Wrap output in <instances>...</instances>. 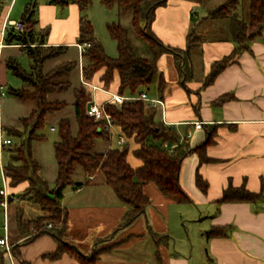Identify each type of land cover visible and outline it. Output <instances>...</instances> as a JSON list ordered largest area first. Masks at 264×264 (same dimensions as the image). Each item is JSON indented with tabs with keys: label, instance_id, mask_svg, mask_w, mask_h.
<instances>
[{
	"label": "crops",
	"instance_id": "0c3cea01",
	"mask_svg": "<svg viewBox=\"0 0 264 264\" xmlns=\"http://www.w3.org/2000/svg\"><path fill=\"white\" fill-rule=\"evenodd\" d=\"M13 1L0 5V28L20 20L27 2L15 13ZM210 1L167 0L165 5L155 9L152 31L161 42L183 48L186 34L192 28L201 41L190 53L192 78L185 83L186 87L182 85L183 79L174 65L173 56L165 53L158 60V70L166 81L162 95L157 92L155 82L142 92L158 101L149 103L155 109L154 120L173 127L180 143L185 141L189 147L200 144L205 140L207 129L213 126L214 141L205 147L206 156L212 160L200 163L194 152L182 160L178 180L190 202H177L162 194L154 183L145 184L143 192L150 203L142 215L124 227L119 225L126 206L104 183L101 174L78 180L83 183L80 186L66 187L60 200L67 211L63 240L84 255L102 248L96 264H264V196L253 202H217L229 182L236 187L243 184L252 192H258L264 185V28L250 42L249 49L241 51L212 83L203 86L211 63L228 55L234 47L226 19L201 20L209 9L224 0L214 6L208 4ZM38 8L40 29L49 27L44 42L66 45L67 51L76 47L79 51L78 7L75 4L59 7L46 0L39 3ZM240 11L241 0L235 10L238 17ZM13 13L16 18L12 17ZM10 28L0 35L2 90L6 85L5 61L9 57L15 58L14 49L19 51L18 44L4 41ZM80 83H84L82 77ZM92 84L97 89L91 91V101L96 95L98 104L107 101L111 94L129 97L117 93V75L109 88H104L98 80ZM224 93L230 94V98L220 104L212 103ZM13 98L15 102L17 98ZM2 119L0 113V121ZM197 121L202 122L201 128H195ZM11 123L15 122L0 123V178L6 185L1 158L3 156L7 161L9 143H2L1 135L5 126H13ZM112 126L109 147L123 146L126 137L119 127ZM5 138L14 143L11 137ZM121 139L124 140L122 144ZM136 147L134 142L127 154L132 167L141 165V160L132 153ZM196 172L208 182L206 193L195 185ZM85 180L89 181L84 183ZM26 185L22 182L15 187L6 186V192L15 199L7 203L5 229L1 208L0 237H6V245L0 244V264H23L21 260L24 264H79L66 253L57 258L47 257L57 246L51 235L44 234L24 242L26 236L17 233L14 226L16 209L21 208L24 221L45 214L37 205L33 207L32 202L18 197ZM48 185L54 186V178ZM27 214L32 217L26 218ZM212 226H227L226 235L207 238L205 232ZM14 245H18L20 261L12 254Z\"/></svg>",
	"mask_w": 264,
	"mask_h": 264
},
{
	"label": "trees",
	"instance_id": "16d2710c",
	"mask_svg": "<svg viewBox=\"0 0 264 264\" xmlns=\"http://www.w3.org/2000/svg\"><path fill=\"white\" fill-rule=\"evenodd\" d=\"M108 9L116 8L118 13H130V26L119 22L107 23L109 36L116 42L117 55L106 54L101 42L95 37L91 21L84 12L90 6L91 0H50V3L65 7L75 4L79 10L77 43L89 42L81 52L83 65L81 77L86 83L95 80L109 88L118 78L117 93L128 95L120 104L108 101L100 103L103 111L112 118L113 125L119 127L121 133L135 142L137 147L132 153L141 160V165L132 167L128 160V146L107 147L103 152L95 151L96 139L100 138L109 143L111 130L106 127L104 120H94L86 114V107L91 101V92L84 83L72 88L70 75L79 65L77 60H65L44 70L46 61L55 59L67 51L66 45H48L36 30V19L33 17L35 3L26 5L20 17L23 30L13 27L4 36L5 43L18 44L19 51L29 59L27 69L23 68L14 57L5 61V67L14 76L21 79L23 84L14 88L9 86L7 94L22 101L32 102L34 108L27 116L21 117L23 133L26 136L20 143L7 145L8 159L3 164V174L9 187H15L26 182V187L18 194L20 199H26L37 205L45 214L24 221L21 208L16 209L14 226L17 233L26 236L24 242L33 240L41 235L49 234L56 241V249L47 254L49 258H57L66 253L75 258L79 264H96L102 248L92 254L84 255L78 249L63 240L67 221V211L61 205L63 190L69 186L83 184L74 181L72 175L79 166L84 177L101 174L116 198L126 206L120 227L133 222L145 212L150 200L143 192V186L154 183L159 191L175 199L177 202H190L188 194L179 184L178 175L182 160L190 153H196L200 163L212 159L206 156L205 147L214 141L215 130L207 129L205 140L200 144L189 147L179 137L171 126H166L154 120L155 109L139 97L143 88L156 83L157 92L161 96L166 81L158 70V60L162 54L170 53L180 77L182 85L192 78L191 50L197 47L201 37L194 28L186 34L183 48L171 47L161 42L152 31L155 9L166 4L167 0H100ZM239 0H224L216 7L209 9L201 19H226L228 34L234 43L232 51L211 63L203 86L213 82L215 77L243 50L249 49L250 42L262 33L264 28V0H248V20L244 21L235 10ZM140 42L134 46L130 34ZM72 88L71 102L73 118L76 122V132L71 131V120L62 117L56 122L57 140L53 141L56 176L54 186L49 187L39 170L41 166L31 157L30 147L34 140H45L46 137L38 132L45 122V116L66 108L65 99L49 100L52 93H63ZM224 93L212 103L220 104L230 98ZM53 128V127H52ZM7 137L21 133L13 126H5ZM22 133V134H23ZM175 144L170 153L165 146ZM89 180H85L87 183ZM195 185L206 193L208 182L196 172ZM264 196V185L258 192L248 190L243 184L233 186L230 182L224 187L217 202L246 201L253 202ZM2 197L0 196V199ZM8 202H12L8 199ZM48 224L50 225L48 227ZM227 226H212L206 232L207 238L226 235ZM12 254L20 261L18 245L12 247ZM24 264V261H20Z\"/></svg>",
	"mask_w": 264,
	"mask_h": 264
},
{
	"label": "rangeland",
	"instance_id": "374dc122",
	"mask_svg": "<svg viewBox=\"0 0 264 264\" xmlns=\"http://www.w3.org/2000/svg\"><path fill=\"white\" fill-rule=\"evenodd\" d=\"M10 0H0V5L8 4ZM46 1V0H14L13 1V10L16 13L19 8L23 6L24 2H27V6L35 3V9L33 13V17L36 19V26L35 30L45 38L48 33L49 27H43L41 30L39 27V8L38 5L39 3ZM204 1V0H202ZM207 0H205L206 3ZM222 0H211L210 5L214 6L215 4L221 2ZM24 9V7H23ZM85 16L87 19H89L93 25L94 29V35L95 37L103 44V47L105 48L106 54H108L111 57H114L117 55V48H116V42L109 36L107 32L106 25L107 23L111 22H119L124 26L129 27L130 26V13L126 12L124 14L119 15L117 13L116 8L113 9H108L105 6H103L100 3V0H91L90 6L86 9L84 12ZM16 14H12V17L16 18ZM240 18L244 21L248 20V0H241V11H240ZM130 40L134 46H140V42L136 40L133 36V34H130ZM13 54L16 58V60L19 62V64L27 69L29 66V59L26 56V54L21 53L17 49L13 50ZM64 60H77L82 61L81 55L79 51L77 50L76 47H70L67 53L64 55H60L59 57L55 59H51L46 61L44 64V70H47L51 67H53L55 64L64 61ZM82 63V64H81ZM71 73L70 75V80L72 82V88L76 87L80 84L81 80V69L80 65H83V62H81ZM5 78H6V85L3 87V90L5 91L4 96L1 98L0 102V113L2 114V122L5 124L7 121L9 122H15L11 123L13 126H17L19 130L18 133H21L19 137L17 136H12L11 139L13 140L14 143H20V141L26 136L27 132L23 133V128H22V123L19 121V118L21 116H27L30 111L35 107L32 102H27V101H18L17 99L15 102H13L14 98L7 94V88L9 86L18 88L20 87L23 82L21 81L20 78L14 76L8 69L5 68ZM80 76V77H79ZM87 87V86H86ZM72 88L67 90L66 92L63 93H52L48 95L49 100H54V99H65L68 102V105L66 106L65 109L61 111L54 112L52 114H47L45 116V122L44 125L41 129L38 130L40 134H43L46 139L45 140H34L31 142V147H30V152H31V157L36 160L39 165L41 166L39 170L40 176L49 183L53 178L56 176V162L54 158V151H53V141L57 140V132H56V122L62 117H69L71 120V131L74 134L76 132V122L73 118V113H72V107H71V102L73 101V95H72ZM89 89V88H88ZM99 97H96L94 95L92 97V101L95 103H98ZM18 122V123H17ZM51 126L54 127V130L51 129ZM113 126H111L112 128ZM110 128V129H111ZM113 129V128H112ZM23 133V134H22ZM112 133V131H111ZM2 138L7 137L6 133L2 131ZM127 142L124 144V146H128V152L131 146H133L134 142L130 138H126ZM121 144V143H120ZM109 145H111L110 141L109 143L105 142L104 140L98 138L96 139L95 142V151L96 152H103ZM6 159L5 157L2 156L1 158V164L5 163ZM1 168V165H0ZM99 176H101L99 174ZM102 177V176H101ZM72 179L74 181L78 180H83L84 179V174L81 171L79 166H76L75 172L72 175ZM8 184L6 185L3 183L2 177L0 178V188L4 187L5 189L7 188ZM34 205V204H31ZM33 207H36L35 205ZM32 217L31 214H27L26 218ZM2 225V213H1V207H0V227ZM1 232V228H0Z\"/></svg>",
	"mask_w": 264,
	"mask_h": 264
},
{
	"label": "built area",
	"instance_id": "2783aa9c",
	"mask_svg": "<svg viewBox=\"0 0 264 264\" xmlns=\"http://www.w3.org/2000/svg\"><path fill=\"white\" fill-rule=\"evenodd\" d=\"M13 27L15 30L17 31H22L23 30V23L19 20V21H15V22H11L9 23V25L7 24H3L2 27L0 28V35L3 36L5 34V31H6V28L7 27ZM0 46H1V43H0ZM87 46H89V42H85L83 44H78L77 47L79 49V52L81 53ZM85 86H87V88H89V91H93V90H96L97 87L93 84H89V83H86L84 82ZM4 94L3 90L1 89V86H0V97ZM139 97L141 99H144L145 101H147L148 103L150 104H154L155 102H158V101H155L151 98H148L146 96V94L144 92H141L139 94ZM125 99L127 98H124L122 96H119L117 94H111L109 99L107 100L108 102L110 103H113V104H120L122 101H124ZM100 104L98 103H95L94 101H90L86 107V114L88 116H91L94 120H104L106 122V127L107 128H111V126L113 125L112 123V118H110L102 109L101 105L99 106ZM195 128H201L202 126V122L201 121H197L195 122L194 124ZM10 139L9 138H6V139H3L2 140V143L4 144H7V143H10ZM124 142V140H120V143L122 144ZM165 146L167 147V150L172 153L173 152V149L175 147V144H171V145H167L165 144ZM89 178H91V176H89ZM0 196L2 197L0 199V207L3 209V219H4V229L6 228V225H7V212H6V207H7V203H8V199H11V200H14L15 197L8 194L6 192V189L4 187L0 188ZM50 225L48 224V227ZM0 244H5L6 245V237L3 236V237H0Z\"/></svg>",
	"mask_w": 264,
	"mask_h": 264
},
{
	"label": "bare ground",
	"instance_id": "6f19581e",
	"mask_svg": "<svg viewBox=\"0 0 264 264\" xmlns=\"http://www.w3.org/2000/svg\"><path fill=\"white\" fill-rule=\"evenodd\" d=\"M4 95V94H3ZM100 106V105H99ZM53 129V128H52ZM4 139H6V138H4ZM8 144V143H7Z\"/></svg>",
	"mask_w": 264,
	"mask_h": 264
}]
</instances>
